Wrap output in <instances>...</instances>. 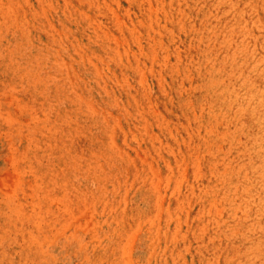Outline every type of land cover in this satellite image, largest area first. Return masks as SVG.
Wrapping results in <instances>:
<instances>
[{
	"label": "rangeland",
	"instance_id": "obj_1",
	"mask_svg": "<svg viewBox=\"0 0 264 264\" xmlns=\"http://www.w3.org/2000/svg\"><path fill=\"white\" fill-rule=\"evenodd\" d=\"M259 100L264 0H0V264H264Z\"/></svg>",
	"mask_w": 264,
	"mask_h": 264
},
{
	"label": "bare ground",
	"instance_id": "obj_2",
	"mask_svg": "<svg viewBox=\"0 0 264 264\" xmlns=\"http://www.w3.org/2000/svg\"><path fill=\"white\" fill-rule=\"evenodd\" d=\"M251 98H252V95H251ZM256 98H259V97H256ZM237 100V99H236ZM263 105V100H259L258 101V103H257V105H255V107L253 108V111H249V113H250V115H249V118L251 119V123H250V129L252 130V131H254V132H258V137H260V139H263L264 138V116H262L263 115V113H264V108L263 107H261ZM242 109V108H241ZM262 118V119H261ZM256 141H257V143H256ZM256 141H254L253 143H252V145L249 147V152H251V153H259V154H264V141L263 140H258V139H256ZM260 141H262V143H260ZM262 144V145H261ZM245 154V153H244ZM251 155V154H250ZM257 156H258V154H256ZM263 163H264V160H263ZM233 165V164H232ZM240 166V165H239ZM263 166V165H262ZM237 170V169H236ZM221 173V172H220ZM259 173V172H258ZM262 173H263V171H262ZM244 174V173H243ZM261 174V173H260ZM227 175H229V174H227ZM218 176V175H217ZM220 176H222L221 174H220ZM216 177V176H215ZM243 177V176H242ZM219 178V177H218ZM225 178V177H224ZM234 178V177H233ZM222 179H223V177H222ZM226 179H228V178H225L224 180H226ZM232 179V178H231ZM221 180V179H220ZM258 180V179H257ZM256 180V181H257ZM232 185V184H231ZM234 185H236V184H233V186ZM243 187V186H242ZM241 187V188H242ZM219 188H220V186H219ZM223 188L224 189H226V186L224 185L223 186ZM227 188H228V186H227ZM235 188V187H234ZM218 189V188H217ZM231 190V189H230ZM234 190V189H233ZM232 190V191H233ZM244 190V189H243ZM224 191V190H223ZM222 191V192H223ZM214 192H215V190H214ZM226 192V191H225ZM241 192V191H240ZM243 192V191H242ZM220 194V193H219ZM226 194H228V193H226ZM225 194V195H226ZM237 194V193H236ZM250 195V194H249ZM221 196V195H220ZM234 196V195H233ZM244 196V195H243ZM242 196V197H243ZM215 197V196H214ZM224 197V196H223ZM229 197V196H228ZM263 198V197H262ZM218 199H219V197H218ZM227 199V198H226ZM242 199V198H241ZM251 199V198H250ZM250 199H248V200H250ZM260 200H261V198H259ZM244 200H246L245 198H244ZM239 201V200H238ZM259 201V200H258ZM228 202V201H227ZM251 203V202H250ZM253 204H255V203H253ZM261 204V203H260ZM263 206V205H262ZM248 208V207H247ZM260 208V207H259ZM256 209V208H255ZM261 210V209H260ZM262 212V211H261ZM230 214V213H229ZM247 214V213H246ZM251 214V213H250ZM255 215V214H254ZM231 216V215H230ZM232 216H234V215H232ZM247 218H248V216H247Z\"/></svg>",
	"mask_w": 264,
	"mask_h": 264
}]
</instances>
